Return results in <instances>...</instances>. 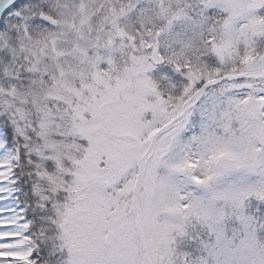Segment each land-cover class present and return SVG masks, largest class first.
Returning a JSON list of instances; mask_svg holds the SVG:
<instances>
[{
  "label": "snow or ice",
  "instance_id": "snow-or-ice-1",
  "mask_svg": "<svg viewBox=\"0 0 264 264\" xmlns=\"http://www.w3.org/2000/svg\"><path fill=\"white\" fill-rule=\"evenodd\" d=\"M0 264H264V0H0Z\"/></svg>",
  "mask_w": 264,
  "mask_h": 264
}]
</instances>
